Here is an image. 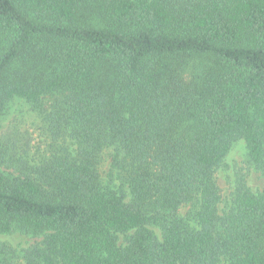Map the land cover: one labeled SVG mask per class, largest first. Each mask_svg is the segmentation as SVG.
<instances>
[{
	"label": "trees",
	"instance_id": "16d2710c",
	"mask_svg": "<svg viewBox=\"0 0 264 264\" xmlns=\"http://www.w3.org/2000/svg\"><path fill=\"white\" fill-rule=\"evenodd\" d=\"M0 264H264V0H0ZM110 165L102 174L106 160Z\"/></svg>",
	"mask_w": 264,
	"mask_h": 264
},
{
	"label": "rangeland",
	"instance_id": "374dc122",
	"mask_svg": "<svg viewBox=\"0 0 264 264\" xmlns=\"http://www.w3.org/2000/svg\"><path fill=\"white\" fill-rule=\"evenodd\" d=\"M29 108V105L24 100H15L0 124V133L8 127L11 119L18 122L23 130L27 127H32V124L37 121V118H35V114ZM226 164L227 167L221 170L220 178V184L224 188L225 193L230 192L236 171H240L246 176L249 186L254 191H258L264 187V177L262 173L250 163L248 150L243 140H239L233 145L227 156ZM109 165L110 160L108 159L101 168L103 176ZM0 239L11 243L18 249L29 246L36 240V238L20 233L0 235Z\"/></svg>",
	"mask_w": 264,
	"mask_h": 264
}]
</instances>
